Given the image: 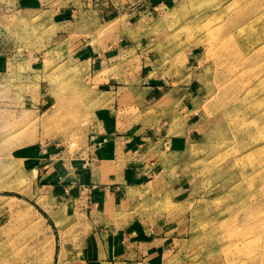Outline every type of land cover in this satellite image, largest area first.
<instances>
[{"label": "rangeland", "instance_id": "1", "mask_svg": "<svg viewBox=\"0 0 264 264\" xmlns=\"http://www.w3.org/2000/svg\"><path fill=\"white\" fill-rule=\"evenodd\" d=\"M154 1L157 10L99 35L94 44L105 49L89 43L98 19L88 14L61 51L55 45L71 38L56 35L64 0L47 7L53 14L36 0H0V37L12 45L0 53V264H51L58 236L14 190L12 158L42 141L68 142L74 155L90 138L95 93L115 87V76L145 81L148 71L146 82L160 83L167 100L145 102L157 111L152 124L148 111L129 112L143 119L133 129L162 131V152L184 143L160 157L165 168L147 189L160 194L135 210L170 237L165 264H264V0ZM118 48L120 64L99 73ZM152 142L143 138L141 152L153 155Z\"/></svg>", "mask_w": 264, "mask_h": 264}, {"label": "crops", "instance_id": "2", "mask_svg": "<svg viewBox=\"0 0 264 264\" xmlns=\"http://www.w3.org/2000/svg\"><path fill=\"white\" fill-rule=\"evenodd\" d=\"M55 2L36 0V5L43 7L47 14H53L52 8L47 7H54ZM154 2L64 0L65 6H58L60 8L56 11V35L65 33L71 38L68 40L65 37L55 48L62 51V47L72 39L73 32L79 33L75 27L80 28L88 14L98 19L88 37L89 43L95 45L99 35L109 33L118 23L131 17L143 18L151 10H157L160 5ZM4 38L0 37V53L3 54L12 47L7 46L8 39ZM95 47L105 49L99 45ZM119 49L106 54L99 73L112 69L116 63L120 64L117 60ZM131 75L124 78L115 76V87L95 93L99 110H94L93 121L87 129L90 138L78 143L79 148L74 155L70 153L68 142L42 141L20 154L19 158H12L19 170L16 181L24 183V186L20 182L16 184L14 190L25 193L26 198L33 200L58 228V236L53 233L50 238L51 264H165L170 237L163 231L159 232L158 226L144 221L135 210L160 194L158 188L147 190L165 168L160 157L165 160L166 156L174 157L177 154L175 146L184 143H164L165 151L162 152L157 148L167 136L162 131L133 129V124L143 119L138 120V116L128 113H133L135 109L148 111L149 118L145 121L149 124L157 122V111L148 110L145 102L164 106L167 90L161 91L160 83L153 86L146 82L151 79L150 71L145 81L143 77ZM143 81L146 85H142ZM187 91L178 97L175 104L181 105L182 99H187V94L191 95L192 90L190 93ZM148 128L151 129L150 126ZM143 138L148 142L154 141L153 155L148 147L141 152L139 144ZM33 208L52 232L47 219Z\"/></svg>", "mask_w": 264, "mask_h": 264}]
</instances>
